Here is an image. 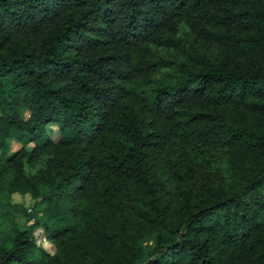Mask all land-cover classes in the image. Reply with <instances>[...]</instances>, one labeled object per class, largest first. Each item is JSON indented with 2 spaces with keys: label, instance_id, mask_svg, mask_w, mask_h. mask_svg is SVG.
Masks as SVG:
<instances>
[{
  "label": "trees",
  "instance_id": "obj_1",
  "mask_svg": "<svg viewBox=\"0 0 264 264\" xmlns=\"http://www.w3.org/2000/svg\"><path fill=\"white\" fill-rule=\"evenodd\" d=\"M0 151V264H264V0H0Z\"/></svg>",
  "mask_w": 264,
  "mask_h": 264
},
{
  "label": "rangeland",
  "instance_id": "obj_2",
  "mask_svg": "<svg viewBox=\"0 0 264 264\" xmlns=\"http://www.w3.org/2000/svg\"><path fill=\"white\" fill-rule=\"evenodd\" d=\"M185 31H186V28L182 26L180 28L179 34H183ZM53 130L56 131V128L53 127ZM17 146H18V143L16 142V140H14V138L11 139V149H16ZM0 153H1V151H0ZM9 153H10V151H9ZM2 154L4 155L5 153H3V151H2ZM11 202L17 206L18 211H9L8 212V211H6L7 210L6 209L4 212H2V213H4L3 214L4 222L10 228H11V225H13V221H15L21 227H23L24 224H27V222H28L27 221V215H26V213H24L25 209H29V208L32 209L31 211L30 210L29 211L34 213L35 217L40 221H43L46 217V214L43 210L45 204H41L38 201L35 202L34 200H32V198L28 194L21 195L18 193H14L11 197ZM28 223H30V222H28ZM6 229H8V228H6ZM36 229L33 232V234L35 233L34 236L36 238L37 245H39V246H41L47 250L49 249V252L53 253L54 252V245L52 243L48 244L49 242L44 243V241L41 239V237L45 238L43 228L39 227L37 230ZM40 232L43 234H41Z\"/></svg>",
  "mask_w": 264,
  "mask_h": 264
},
{
  "label": "built area",
  "instance_id": "obj_3",
  "mask_svg": "<svg viewBox=\"0 0 264 264\" xmlns=\"http://www.w3.org/2000/svg\"><path fill=\"white\" fill-rule=\"evenodd\" d=\"M38 229V228H37ZM36 229V230H37ZM35 231V230H34ZM41 233V232H40ZM41 234H43V233H41ZM34 235H35V233H34ZM41 239L44 241V243H48V241L46 240V237L44 238V237H41ZM47 250V249H46ZM48 251V250H47Z\"/></svg>",
  "mask_w": 264,
  "mask_h": 264
},
{
  "label": "crops",
  "instance_id": "obj_4",
  "mask_svg": "<svg viewBox=\"0 0 264 264\" xmlns=\"http://www.w3.org/2000/svg\"><path fill=\"white\" fill-rule=\"evenodd\" d=\"M48 244H51L50 242Z\"/></svg>",
  "mask_w": 264,
  "mask_h": 264
},
{
  "label": "bare ground",
  "instance_id": "obj_5",
  "mask_svg": "<svg viewBox=\"0 0 264 264\" xmlns=\"http://www.w3.org/2000/svg\"><path fill=\"white\" fill-rule=\"evenodd\" d=\"M48 251H49V249H48Z\"/></svg>",
  "mask_w": 264,
  "mask_h": 264
}]
</instances>
